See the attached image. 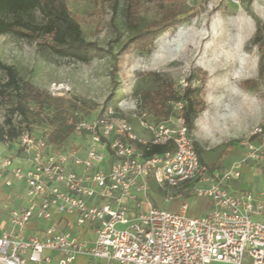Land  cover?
<instances>
[{
    "label": "built area",
    "instance_id": "2783aa9c",
    "mask_svg": "<svg viewBox=\"0 0 264 264\" xmlns=\"http://www.w3.org/2000/svg\"><path fill=\"white\" fill-rule=\"evenodd\" d=\"M188 87L180 85L160 121L151 120L139 102L136 119L146 137L112 105L76 122L80 142L63 151L54 150L47 135L36 138L24 130L15 142L4 136V147L16 143L30 166L14 167L11 156L0 155V175L23 182L28 201L9 213L18 234L0 235V264H71L78 256L90 264H264V191L257 200L250 192L235 195L226 188L240 178L243 166L264 165V121L241 142L240 160L211 170L183 115ZM152 146L168 148L145 155ZM150 182L165 205L182 200L179 211L153 206ZM188 198L207 200L210 208L191 216ZM58 217H72L76 228L93 237L62 230ZM32 219L47 223L42 235L21 238Z\"/></svg>",
    "mask_w": 264,
    "mask_h": 264
},
{
    "label": "rangeland",
    "instance_id": "374dc122",
    "mask_svg": "<svg viewBox=\"0 0 264 264\" xmlns=\"http://www.w3.org/2000/svg\"><path fill=\"white\" fill-rule=\"evenodd\" d=\"M66 1L84 38L108 53L83 64L41 51L35 41L1 36L0 62L13 66L21 81L63 98L66 109L78 115V121L112 105L118 117L145 137L136 119L140 93L166 83L177 92L186 82L191 97L205 104L191 132L201 154L217 162L244 150L241 142L264 121V75L258 71L262 53L249 43L257 22L264 27V0H184L187 13L180 24L155 37L148 50L131 46L123 53L120 48L127 39L145 23L159 18L158 7L140 0L134 27L127 22L125 0L114 16L105 0ZM113 66L116 69L111 76ZM6 81L0 68V128L15 105L13 92L3 87ZM12 121L18 124L20 117L14 115ZM74 136L75 142H80ZM150 188L153 206L179 211L182 200L165 205L153 182ZM186 201L191 216L205 213L204 199Z\"/></svg>",
    "mask_w": 264,
    "mask_h": 264
},
{
    "label": "trees",
    "instance_id": "16d2710c",
    "mask_svg": "<svg viewBox=\"0 0 264 264\" xmlns=\"http://www.w3.org/2000/svg\"><path fill=\"white\" fill-rule=\"evenodd\" d=\"M105 1L110 4L114 16L121 0ZM125 1L127 22L135 27L136 18L141 11L140 0ZM147 2L159 8V18L145 23L127 39L120 48L121 53L131 46L138 50H148L155 37L167 29L176 27L183 19L181 17L187 13L184 0H147ZM4 35L35 41L41 51L57 58L70 59L83 64L89 63L95 57H101L103 53H108L106 49L84 38L80 25L68 10L66 0H0V37ZM249 43L257 45L262 53L258 71L260 75H264V27L259 22ZM0 68L7 76L3 87L11 90L15 97V105L10 109L9 117L0 128V141L2 142L3 137L7 136L11 142H15L20 133L27 130L35 133L36 138L47 135L46 142L56 151L73 147L76 144L73 139L74 124L78 122L79 117L75 113L68 112L65 100L51 96L30 82L21 81L13 66L0 62ZM115 69L113 66L111 76ZM191 93L189 87L185 89L187 105L183 110L190 131L197 115L205 108L202 101L191 97ZM139 96L141 107L148 112L150 118L160 121L169 114L167 103L176 97V92L171 84L166 83L154 91H143ZM109 98L111 99V96ZM14 115L20 117L18 124L12 121ZM22 125H25V129L21 128ZM195 147L200 157L201 150L197 143ZM167 148L152 146L145 155L159 154Z\"/></svg>",
    "mask_w": 264,
    "mask_h": 264
},
{
    "label": "crops",
    "instance_id": "0c3cea01",
    "mask_svg": "<svg viewBox=\"0 0 264 264\" xmlns=\"http://www.w3.org/2000/svg\"><path fill=\"white\" fill-rule=\"evenodd\" d=\"M140 130L143 131L141 128ZM143 133L146 134V132L144 131ZM244 154L245 149H242L239 154L229 157V160L226 161L218 160L216 162L215 158H212L205 154H201L200 159L211 170H221L227 168L233 161L240 160L244 156ZM0 155L11 156L13 158L14 167H22L27 169L30 166L28 161L26 160V157L22 154L16 143H12L10 147L6 148L0 141ZM7 182H10V184L8 185ZM226 188L229 190V192L235 195H241L243 193L250 192L251 194H253L255 199L259 200L260 194L264 191V165L254 166L248 164L243 166L241 168L240 178L227 184ZM25 193L26 187L23 182H17L13 180L9 174L0 175V235L4 232H12L15 235L18 234V231L9 221V213L13 210H21L27 206L28 201ZM204 205L206 206V209L204 211L210 208V203L207 200H205ZM188 213L190 215L191 208L189 209ZM129 216H134V209L132 207L130 208ZM58 219L60 221L59 226L62 230H69L75 235H78L80 238L90 239L93 237V234L90 230L86 228H76L72 223V217H58ZM46 226V222L32 219L21 231L20 237L23 239H27L31 236H41ZM50 255L53 257V260H55L56 254L50 253ZM52 264H54V261ZM71 264H90V260L85 256H78ZM95 264L100 263L97 262ZM244 264H250V261L245 260Z\"/></svg>",
    "mask_w": 264,
    "mask_h": 264
}]
</instances>
